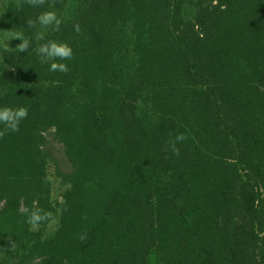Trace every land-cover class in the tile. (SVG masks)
Instances as JSON below:
<instances>
[{
	"label": "trees",
	"instance_id": "obj_1",
	"mask_svg": "<svg viewBox=\"0 0 264 264\" xmlns=\"http://www.w3.org/2000/svg\"><path fill=\"white\" fill-rule=\"evenodd\" d=\"M17 3L0 41L31 46L0 47V107L29 114L0 138V264H264V0ZM46 10L62 24L36 41ZM50 40L67 73L37 55ZM49 137L71 164L58 190Z\"/></svg>",
	"mask_w": 264,
	"mask_h": 264
},
{
	"label": "clouds",
	"instance_id": "obj_2",
	"mask_svg": "<svg viewBox=\"0 0 264 264\" xmlns=\"http://www.w3.org/2000/svg\"><path fill=\"white\" fill-rule=\"evenodd\" d=\"M25 2L33 7L43 6L47 0H25ZM17 7H21L20 0H18ZM62 24V19L57 15L55 10H46L41 12L35 20H27V25L30 28H36L39 25V30L34 33V38L36 41H43L45 39L46 30L51 28L53 31H59ZM75 31L79 33L81 31L80 25L77 23L75 25ZM12 38H17L21 42L18 43L15 49L19 52H27L31 46V39L26 38L22 32L15 33H5L4 39L0 41V47L3 51H9L10 45L8 41ZM37 55L41 58L42 63L50 62V71L67 73L69 71L68 65L63 61L71 59L73 55L72 47L66 42H59L55 40H50L45 43H40L35 49ZM28 108L25 106L10 107L3 106L0 107V124L3 128L0 129V138L8 132L19 131V125L22 120L28 117ZM188 137L184 133L177 134L174 138H170L166 142V150H171V152L179 156L180 149L177 146L179 143L186 141ZM27 211V210H26ZM50 216V213L43 212L39 208H34L31 210L28 216V223L35 227L43 220H46ZM81 239H84L82 236ZM13 250H15V244H12Z\"/></svg>",
	"mask_w": 264,
	"mask_h": 264
},
{
	"label": "rangeland",
	"instance_id": "obj_3",
	"mask_svg": "<svg viewBox=\"0 0 264 264\" xmlns=\"http://www.w3.org/2000/svg\"><path fill=\"white\" fill-rule=\"evenodd\" d=\"M49 139L51 143L47 145V150L51 153L52 158H50L48 163V173L55 182L56 190H58L60 182L59 176L67 175V173L71 172V164L66 157L62 144L53 141L51 137ZM57 196L59 197L60 193ZM11 223L12 219L10 217L0 218V240L1 236L6 235Z\"/></svg>",
	"mask_w": 264,
	"mask_h": 264
}]
</instances>
